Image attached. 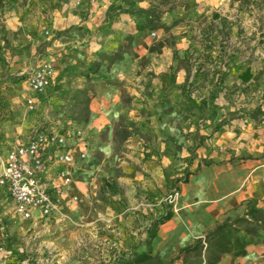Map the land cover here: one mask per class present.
<instances>
[{
	"label": "rangeland",
	"instance_id": "obj_1",
	"mask_svg": "<svg viewBox=\"0 0 264 264\" xmlns=\"http://www.w3.org/2000/svg\"><path fill=\"white\" fill-rule=\"evenodd\" d=\"M29 1L0 0V142L9 147L35 133L68 127L82 131L88 148L71 187L81 201L61 204L58 221H23L9 201L0 206L5 244L0 264H118L145 251L146 230L168 210L170 220L158 228L173 224L189 229L188 236L199 234L192 221L209 202L199 203L193 186L198 177H211L200 176L206 161L198 158L211 138L208 131L218 138L223 129L264 128V72L249 86L230 84L245 65L257 61L264 66V0H223L221 10L206 7L203 12L195 0H168L161 8L163 28L149 31L154 49H168L171 64L165 77L145 73L147 57L130 50L131 39L123 40L120 50L80 57L63 54L68 31L15 29L9 19L21 12L26 20L33 10L26 8ZM48 61L55 77L35 96L37 108L28 111L27 73ZM125 70L131 72L133 85L121 79ZM152 83L160 86L150 90ZM239 160L246 158H232L241 172L250 168ZM150 162L161 183L146 169ZM174 191L178 197L170 203ZM205 234L199 239L204 241ZM161 243L154 239L150 254L164 264H182L173 261L176 248ZM259 245L264 246L263 231L249 244Z\"/></svg>",
	"mask_w": 264,
	"mask_h": 264
},
{
	"label": "crops",
	"instance_id": "obj_2",
	"mask_svg": "<svg viewBox=\"0 0 264 264\" xmlns=\"http://www.w3.org/2000/svg\"><path fill=\"white\" fill-rule=\"evenodd\" d=\"M220 1L223 0H195V4L200 8V11L203 12L202 9H206V7H217ZM153 2L154 0H32L26 5V8L33 7L31 12L28 14L26 13V20L20 17L22 16L21 12L15 13L9 20L15 29L26 27L37 33L44 28L56 33L68 31L63 34L65 35L64 38H66V42L63 44V54L77 53L80 57L115 50L123 40L127 39L128 41L131 39L130 50L139 53L141 56L147 57L149 63L145 68V73H153L155 76L159 75V77H165L171 64V59L168 57V49L165 46L158 48V50L154 49L153 45L155 40L150 38L149 31L137 30V24L141 17L126 13V11L129 10H146ZM231 2L240 4L235 1ZM114 3L120 10L115 15H107L108 8ZM4 20L6 23L9 22L8 18L4 17ZM212 23H215L214 19ZM159 31L160 30H157V32ZM233 38L232 40L235 41L238 37L236 38V36H233ZM71 49H73V51ZM69 50H71V52H68ZM124 56L126 57V54H124ZM212 64L215 65V63ZM209 67L213 70L211 65L207 68ZM236 68L237 67L234 69ZM246 69L249 70L251 79L247 83H242L239 76ZM33 70L34 69L28 71L27 75ZM229 70L230 69H224V71ZM178 72L177 78L181 75V69ZM262 72H264V66L262 67V64L259 62L256 61L253 64H247L239 70V73L235 77V81L230 82V84L241 87L249 86L254 79L256 80L260 76L259 74H262ZM131 75V72L128 70H125L121 75V79L124 80L126 86L133 85ZM134 80L135 82L137 81L136 79ZM159 81L165 83L164 80L161 81V79H159ZM152 84L154 85L153 87ZM152 84L150 90L154 89L156 85L160 86L156 83ZM35 96L38 97L39 94L31 92L30 96L25 100V105L27 99H32L34 108L36 109L38 102ZM111 100H115L114 97ZM101 102L105 103L106 100L103 99ZM89 109L93 110L92 106H89ZM237 126L239 127L238 124ZM77 129L78 128L69 129L68 127H63L61 130L55 132H67L72 134V132ZM207 136H211V138L207 139L205 148L198 151V158H202L201 160L210 163V166L206 168L202 167L200 176L209 174L211 177L208 176L205 179H203V177H198L197 184L195 182L193 186L196 191L194 194L195 197L199 196L200 200H202L199 203H211H208L205 208L201 209L204 210V214H198L192 221V224L195 225V229L199 228V234L191 233V235L188 236L189 229H184L181 226H175L173 224L170 227L160 226L157 230L155 241L167 242L169 246H171L170 248H176V253L181 248H184L183 246H179L180 243L192 242L194 239H199L217 222L228 217L243 216L246 210V202L249 200L258 201L259 204L257 208L264 211V128L239 127L235 130L223 129L220 135H217L220 138H212L215 134H211V132L208 131ZM84 142L86 144L85 150L87 151L88 143L86 140H84ZM75 143L76 141L73 138H70L68 141L70 147L73 148V153L76 154L78 148ZM6 149H8L6 142H0V152L4 153ZM233 157L246 158V160H239L238 163L244 162L245 167L249 166L250 168L241 172L236 167L238 166L237 163L232 162ZM83 161H75L73 176L77 164H81ZM199 161L198 159L196 162ZM145 167L151 174V177H154L155 180L161 183L162 177L157 175L155 164L150 162L147 163ZM234 167L236 168L234 169ZM203 189H207V195L203 193ZM7 201L11 203L7 193L5 191H0V206ZM199 203L197 205H199ZM61 204L67 206L70 203L67 201L66 197H64ZM163 243H161V246ZM158 250L159 247H156V253ZM262 253H264L263 245L248 246L246 248L245 257L231 260L228 258L229 256H227L222 259L219 264H264V255ZM231 261L233 262L231 263Z\"/></svg>",
	"mask_w": 264,
	"mask_h": 264
},
{
	"label": "built area",
	"instance_id": "obj_3",
	"mask_svg": "<svg viewBox=\"0 0 264 264\" xmlns=\"http://www.w3.org/2000/svg\"><path fill=\"white\" fill-rule=\"evenodd\" d=\"M223 7L221 2L217 4L218 10ZM54 77V65L48 61L31 71L25 81L30 92L40 95L51 86ZM26 109H34L32 99H27ZM70 138L76 141V154L68 144ZM85 145L83 133L77 129L72 134L35 133L24 142L16 141L4 153L0 152V191L7 193L13 214L23 221H58L62 217L64 197L69 203L80 202V196L74 194L71 187L75 161L86 158ZM177 197L178 193L172 192L169 202L173 203ZM1 240L0 236V253L5 246Z\"/></svg>",
	"mask_w": 264,
	"mask_h": 264
},
{
	"label": "trees",
	"instance_id": "obj_4",
	"mask_svg": "<svg viewBox=\"0 0 264 264\" xmlns=\"http://www.w3.org/2000/svg\"><path fill=\"white\" fill-rule=\"evenodd\" d=\"M231 1L240 4L250 2V0ZM167 4L168 0H157V3L151 4L146 10H129L126 13L141 17L137 24V30L157 31L163 28L160 19L164 11L161 8ZM119 10L120 8L113 5L109 7L111 15ZM120 49L121 47H118V50ZM239 78L242 83H247L251 79L249 70L243 71ZM204 166L208 167L210 163H206ZM258 204L256 200L247 201L243 216L236 217L233 220L226 219L217 224L205 234L204 241L197 239L192 245L181 248L178 251V257L173 259V261L181 260L182 264H219L225 256L244 257L251 239L258 238L259 233L261 231L264 232V211L257 208ZM171 216L172 213L168 210L155 219L150 228L146 230L145 251L134 254L128 259H121L118 264H164L160 259L150 254L151 242L156 238L158 226L168 222Z\"/></svg>",
	"mask_w": 264,
	"mask_h": 264
}]
</instances>
